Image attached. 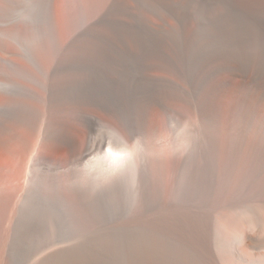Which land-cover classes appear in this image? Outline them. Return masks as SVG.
<instances>
[{"label": "bare ground", "instance_id": "bare-ground-1", "mask_svg": "<svg viewBox=\"0 0 264 264\" xmlns=\"http://www.w3.org/2000/svg\"><path fill=\"white\" fill-rule=\"evenodd\" d=\"M143 1L176 24L153 25L134 13L132 48L122 44L119 12L132 14L122 0H106L89 27L84 19L76 24L74 0H0V156H19L25 165L23 185L0 179L1 221L13 211L0 264H25L42 245L33 240L50 223L43 220L57 199L48 189L62 175L61 206L81 199L92 177L105 184L96 191L105 212L123 219L29 264H264V156L217 154L225 93L238 126L258 115L264 137V50L248 48L252 21H264V0H247L254 6L248 12L239 6L245 0ZM222 1L234 6L204 10ZM242 19L245 25L236 22ZM186 109L198 126L175 148ZM168 126L171 142L162 152ZM45 149L62 152L63 164L42 168ZM40 180L50 188L41 190ZM154 221L160 227L153 232Z\"/></svg>", "mask_w": 264, "mask_h": 264}, {"label": "rangeland", "instance_id": "rangeland-1", "mask_svg": "<svg viewBox=\"0 0 264 264\" xmlns=\"http://www.w3.org/2000/svg\"><path fill=\"white\" fill-rule=\"evenodd\" d=\"M74 1H75V7H74L75 8L74 9L75 12L74 13H75V16H76V21H75L76 24H79L80 23L79 21L84 19V21L86 20V22L88 24V27H89L96 20V17L98 16L99 12L104 8V4H105L106 0H74ZM122 3H123V5L125 4L126 7L130 8V10L132 12L131 15H127L125 13V10H123V11L121 10L120 11L121 13L119 12L120 18L122 20H124L125 23H126V25L124 26V31H123L124 33L122 35V44H124L127 47H132L133 48L134 44L137 42V39H132L133 36H138V35L134 34V32H133V20H134L133 19V14L134 13H136V14L139 13V15L141 17H144L145 20H147L148 22L151 21L150 23L153 24V25H162V26L164 25L165 27H166L167 23H169V26L174 25L173 23L175 22V20L174 19L172 20L171 16H169V15H166L165 16L166 18L162 22L159 19V17H157L156 15H154L151 12V10H154L156 12H161V10L160 9H153L150 6L148 7L145 4V1H143V0H138V1H135V0H124L123 1L122 0ZM227 3H228V7L233 5L230 2H227ZM227 3L223 2V1L222 2H215L213 4H210L209 7L204 8V10L207 11L208 13H216L218 11L224 10V5H226ZM233 3L235 4V2H233ZM239 6L242 9L241 12H246V11L248 12L249 10L252 11L254 9L253 4H251V2L247 1V0H245V2H241L239 4ZM189 7H191V8L192 7H196V5L195 4H189ZM201 12H202V10H198L197 13H196L198 19H199V15L201 14ZM263 15H264V13L262 11L258 12V16L261 17ZM81 16H82V18H81ZM257 18H259V17H257ZM225 20H226V17L224 18V21ZM153 22H155V23H153ZM158 22H160V23H158ZM236 22L239 23V24L245 25L246 20L242 19V20L236 21ZM175 24H176V22H175ZM167 26H168V24H167ZM249 28H250V36H251L252 42L248 46V48H250L251 50L254 48V50L256 52L260 53L261 51L264 50V32L260 31L258 28L264 29V21L261 20V23L260 24L258 23V25L254 24L253 21H252L251 26ZM226 47H229V46H226ZM131 56L132 55L124 48L123 49V58L122 59H123L125 65H129ZM76 72H78V71L76 70ZM155 73L156 74L157 73L158 74H160V73L162 74L163 72L160 71V70H155ZM77 74L78 73H76L74 75L77 76ZM97 84L100 87H103L104 89L107 87L106 79L98 80ZM84 87L87 88V90H88V81L85 83ZM74 91L76 92L77 90L74 89ZM114 93L115 92L107 93V95H109V97H112L114 95ZM110 94H113V95L111 96ZM229 94L230 93H228L226 95V93H225L222 96L224 99L222 98L221 99V103H220V106L223 105V107H220V109H221L220 125H221L222 129H220L221 131H220V134H219L220 136L219 137H220L221 140L219 141L220 145L218 147L217 154H219V156H264V137L260 136V135L258 137V132H257V124L259 122V120H258L259 116L257 115V117L253 118V120L251 122H248V127H244L243 128L241 126H238V122H237L236 116L233 115L232 114L233 112L230 111V109H229L230 102L232 101V97ZM104 95H106V94H104ZM112 98H114V96ZM70 110H68V112L71 113ZM185 111H186V114L187 113H190V114H187V117H185L187 121H185V119H183L180 122L179 126H177V128H176V129L179 128L178 129L179 133L176 130L178 136H177V134H175V135L178 137V139H177V141L175 140V143L178 142V144L175 145V148H176V146L179 148L186 141L189 142V140L191 139L192 131L198 126V120H197V118L194 117V114H192L190 112V110L186 109ZM260 112H259V114H260ZM45 118H46V115H45ZM251 119H252V117H251ZM183 121L187 122L186 123L187 126H186V124ZM181 123H184L185 127L183 126L184 124H181ZM181 125H182L183 129L180 127ZM238 127H240V130H239ZM161 132H162V134L164 136L162 138L159 137V141L162 142L161 145L159 146V149L163 152L164 150L165 151L167 150L168 144L171 142L170 141L171 140L170 137L172 135H170L171 132H169V126L168 127H163L161 129ZM167 133H168V135H167ZM140 135L143 136V134L141 132L140 133H134L131 138H133L132 140H135L136 138L140 137ZM108 141H109V138L105 136V139L103 140V145L101 146L102 148H101L100 151H103L107 147V144H108L107 142ZM179 141H181V142H179ZM11 145L12 144H9L10 148H11ZM15 147H16V149H15ZM12 148L14 150H17L18 146L14 144ZM157 148H158V146H157ZM40 149H41V146H40V148H38V147L36 148V152H35L36 155L39 153ZM61 153H54V152H52V151H50L48 149L43 150L42 153H41V156H39V158H40L39 160L41 162L40 164L42 165V168H46L45 167L46 165L44 166V164H49V163H50V165L52 164V165H56V166L63 164L62 161L64 160L65 156H64L63 153L62 154ZM94 153H96V151H94L92 154H94ZM18 157L19 156H16V155L15 156L4 155V153L0 156V167L3 170V171H1V169H0V173H2V174H0L1 175L0 179L1 178H3L4 180L9 179L8 180L9 184L16 185L18 180H19L18 182H20L21 185H23L25 183V181L22 180L23 176H24V174H23L24 170L23 169L25 168L24 167L25 165H22V164H24V162L22 161V159H19ZM24 158H23V160H24ZM33 158L36 159L37 156H33ZM15 161H17V162H15ZM42 163H44V164H42ZM3 166H4V168H2ZM42 168H40V169H41L42 172H44L45 169L42 170ZM62 168H64V167H62ZM66 168H67V166H66ZM78 168H79V166H78ZM9 169H10V171H8ZM4 170H6V171H4ZM61 171H63V170H61ZM5 172H7V173H5ZM79 176L83 177L82 175H79ZM62 177H63V175L60 178L62 179ZM5 178H7V179H5ZM61 179H59V181L56 182V185L53 186L54 188L57 186L55 188L56 190H54L53 188L51 189L49 187V184L46 185V183H45V186H42V185H44L42 180H40V182H39L40 188H41V190H43V187H46L45 188V191H46V189H48V187H49L50 189H48V190L50 192L53 191L55 193V196H54V193L52 194L48 190H47L46 194L51 196L50 197L51 199H53L52 195L54 196L55 200L56 199L58 200V198L61 199L62 195H66V193L63 194V192L61 191V188L66 186V184H68V182H66L64 180L62 182ZM79 180H81L80 182L84 181V183H86L84 178L82 180V178L80 179V177H79ZM79 180L77 181V179H76L75 182H79ZM88 180H89V177H88ZM90 180H89V182H87L89 184V186L87 184L86 186H88V187L85 186L86 187L85 190L83 189L84 192H82L81 199L72 198L71 201L67 202L69 204V207H68L67 203L65 205L66 207L65 206L63 207V205L61 206V203L63 204V202H59L57 200H56V202L55 201L53 202L54 206H51V209L54 207L53 209L57 208V210L59 209L58 211H60V212L58 214V212L56 210H54V212H53V209H52L51 214L52 213H55V214L57 213L56 216H55L56 217L55 221H54V214H52L53 216L51 214H49V216H47L48 221H47V219L44 218V220H43L44 221L43 222L44 225H45V221L47 223L50 222L48 224L46 223L47 225H45L48 230L44 229L45 228V226H44V228H43L44 230L42 229V231L37 233L35 235V237H34L35 240H33V243L35 242V244H37V243L39 244L41 242H43V243H41L42 245L40 244L41 246L38 249H36L33 253H31L29 258L25 260L26 261L25 264L31 263L35 258H37L36 256H38V258H39L42 255L48 253L49 250L52 251V250H55L57 248H60V247L67 246V245H70V244L78 242L79 240L85 238L86 236H89V235L95 233L96 231H98L102 226H105L106 223L110 224L112 221H117L118 222L120 219L121 220L123 219V216H122L123 214H120V216H121V217L119 216L120 219L117 218V217H114V218H117V219H114L113 217L111 218V214H108L107 211L105 212V210H106L105 204L106 203H103L102 200H99L98 198L100 197V195L97 196V194H96V191L98 189L103 188V186H105V184L104 183L101 184V182L98 181V183L100 184L99 185L98 183L93 181L94 178H92V177L90 178ZM61 183H63V184H61ZM64 183H66V184H64ZM97 185H99V186H97ZM87 188H89V189H87ZM58 190H60V191H58ZM57 192H58V194H60V192H61V196L60 197L57 194ZM88 194H89V196H87ZM96 196H97V198L95 199ZM102 198H103V196H102ZM162 198L166 199L164 196ZM92 199L95 202H93ZM78 200H79V202H78ZM86 201H87V203H86ZM99 201L102 202L103 204L102 203L100 204ZM83 203L85 204V206H84ZM91 203L93 204V206H92ZM55 204H57L58 207L55 208ZM98 204H99V206H98ZM83 207L84 208L86 207L85 210H84ZM92 207H95V208H92ZM89 208H90V210H89ZM103 208H104V211H103ZM9 209L6 212V215H5L3 221H1V219L3 217H2V215L0 213V215H1V217H0V221H1V223H0V243H3L4 238L6 237V234H7V231H8V227H9V223H10V221L12 219V214H13L12 212L13 211H12V208H9ZM62 209H64V210H62ZM10 212H11V214H10ZM152 212H153V210H152ZM66 214H68V215H66ZM66 216H68V217H66ZM124 217L127 218V217H129V215L128 216H124ZM56 219H57V222H56ZM61 219H62V222L65 220L64 221L65 223L64 222L62 223ZM93 219H94V221H93ZM58 224L60 226H58ZM49 227H50V229H49ZM152 227H153L152 229H153V232H154L160 226L158 225V222L156 223L154 221L152 223ZM41 232H42L43 235H40ZM36 238L37 239L39 238V239L37 240ZM31 258H33V260H31V262H29L30 261L29 259H31Z\"/></svg>", "mask_w": 264, "mask_h": 264}]
</instances>
